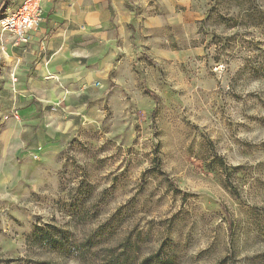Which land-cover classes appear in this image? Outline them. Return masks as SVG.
I'll list each match as a JSON object with an SVG mask.
<instances>
[{
	"label": "rangeland",
	"instance_id": "1",
	"mask_svg": "<svg viewBox=\"0 0 264 264\" xmlns=\"http://www.w3.org/2000/svg\"><path fill=\"white\" fill-rule=\"evenodd\" d=\"M175 8L87 126L0 121V264H264V0Z\"/></svg>",
	"mask_w": 264,
	"mask_h": 264
},
{
	"label": "crops",
	"instance_id": "2",
	"mask_svg": "<svg viewBox=\"0 0 264 264\" xmlns=\"http://www.w3.org/2000/svg\"><path fill=\"white\" fill-rule=\"evenodd\" d=\"M186 1L42 0L43 19L28 43L16 45L0 29V121L54 136L87 126L97 108L88 110L113 85L138 75L140 64L170 59L173 27L186 41V14L175 8ZM22 2L0 0V19Z\"/></svg>",
	"mask_w": 264,
	"mask_h": 264
},
{
	"label": "built area",
	"instance_id": "3",
	"mask_svg": "<svg viewBox=\"0 0 264 264\" xmlns=\"http://www.w3.org/2000/svg\"><path fill=\"white\" fill-rule=\"evenodd\" d=\"M41 1L23 0L15 11L0 19V29L13 33L16 45L28 43L30 32L42 22Z\"/></svg>",
	"mask_w": 264,
	"mask_h": 264
}]
</instances>
